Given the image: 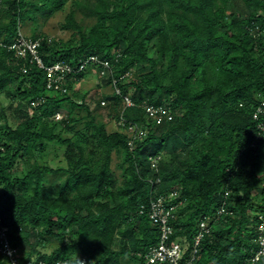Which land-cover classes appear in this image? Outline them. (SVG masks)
<instances>
[{
	"label": "trees",
	"instance_id": "obj_1",
	"mask_svg": "<svg viewBox=\"0 0 264 264\" xmlns=\"http://www.w3.org/2000/svg\"><path fill=\"white\" fill-rule=\"evenodd\" d=\"M70 1L61 24L73 30L69 39L21 32ZM21 34L39 41L46 65L109 59L101 78L114 90L90 106L75 85L91 68L68 92L49 89L32 54L9 47ZM10 83L19 122L0 128V217L21 260L144 264L161 239L148 214L151 198L177 191L171 203L184 202L171 219L170 241L186 246L184 259L206 218L211 230L192 264H264V256L253 259L264 234V0H0V92ZM127 95L134 106L123 104ZM104 100L118 126L112 131L93 116ZM145 103L167 106L173 119L150 117ZM135 122L146 135L130 146L127 128ZM51 143L66 146L67 165L40 160ZM19 159L26 163L21 176L12 170ZM58 173L66 179L52 187L46 174ZM52 241L58 244L49 253L33 246ZM11 259L0 253V264Z\"/></svg>",
	"mask_w": 264,
	"mask_h": 264
},
{
	"label": "built area",
	"instance_id": "obj_2",
	"mask_svg": "<svg viewBox=\"0 0 264 264\" xmlns=\"http://www.w3.org/2000/svg\"><path fill=\"white\" fill-rule=\"evenodd\" d=\"M39 44L38 40L26 39L22 36L10 44V48L16 50L18 55H25L28 51L32 54L33 58L37 61L40 67H43L47 73V87L49 89H54L58 92L66 93L68 92L69 83H73L77 78L78 74L85 71L87 68L95 70L100 75H104L107 69H110L111 61L109 59H100L97 55L89 56L85 61H83L78 67L73 68L69 63L63 60H58L51 65H46L43 59L39 56L37 51V46ZM96 66V67H95ZM127 74L123 75L121 78L125 79ZM116 82V81H115ZM60 90V91H59ZM104 104L105 101H102ZM125 106H134L135 102L130 96H124ZM146 113L150 117H155L157 120L173 119V112L168 109L165 105H155L152 103H145L144 105ZM264 112V106L259 108ZM59 117H56L58 116ZM56 118L59 119L60 113H56ZM122 122V121H121ZM261 129L264 130V125H260ZM128 144L134 146L137 139H142L145 137L146 132L140 123H131L128 128ZM263 134L260 131L259 135ZM159 156L154 157L152 160L153 166L156 165V161ZM177 196V191H173L170 195H154L151 198L150 209L148 214L152 221L159 226L161 239L158 244L150 246L149 250L144 254L145 262L144 264H192L195 253L198 251V246L204 236V233H208L211 227L208 224V219H203L200 222V228L195 236V246L193 249V254L190 258L184 259L183 256L186 252V246L180 244L179 242H171V235L174 233V227L171 224V219L175 217V212L180 204H183L184 200L178 201L176 204L171 203V199ZM179 197V196H177ZM224 211L223 207L219 209V215ZM2 218L0 217V253H6L11 258L12 264H71V261L66 259H59L57 261H36V260H21L19 255V248L12 246L8 236H7V226H4ZM261 231H264V219L260 225ZM259 242L261 247L259 251L254 255V260L258 261L264 256V234L259 236ZM143 256L142 254H139ZM86 258L83 257L80 264H86Z\"/></svg>",
	"mask_w": 264,
	"mask_h": 264
},
{
	"label": "rangeland",
	"instance_id": "obj_3",
	"mask_svg": "<svg viewBox=\"0 0 264 264\" xmlns=\"http://www.w3.org/2000/svg\"><path fill=\"white\" fill-rule=\"evenodd\" d=\"M72 8L71 1L64 7V9L57 11L52 16H45L43 12L38 15L37 19L29 20L27 24L22 26V33L27 35H32V32L43 33L54 40H67L73 35V30L62 29V22L65 19L66 14ZM261 12V11H260ZM33 29V30H32ZM76 89L81 93H88L90 106L95 105V102L103 99L102 97L108 93H111L114 90V87L111 85H103L101 75L95 70H91L84 76V78L75 85ZM15 85L13 83L7 84L5 91L0 92V109H4L5 118L0 119V128H2L6 123L16 127L18 124L17 111L15 110L18 99L17 92L14 90ZM9 93V94H8ZM77 101H80V98H75ZM100 108H97L93 111V116L95 117L96 123L100 124L102 122H107V127L110 131L117 129L116 119L113 117L112 110H110V102L104 103ZM60 117L66 115V110L62 109L60 112ZM56 117H59L56 116ZM66 135L72 136V133H67ZM66 146L59 144H50L46 147L45 151L42 154L41 161L47 162L52 167L65 166L68 163V158L65 154ZM169 157V156H167ZM122 163L121 157L116 154L113 155L112 169L116 173L117 178L122 180L121 175L122 169L120 164ZM15 175L21 176L22 172L26 169V163L24 159H19L15 165L12 167ZM66 174L58 173L57 175L46 174L47 181L52 187H56L61 184L66 179ZM35 241H33L34 243ZM58 243L52 241L49 245L36 244V248L39 251L49 253ZM38 245V246H37ZM31 246L26 241L22 243L21 248L28 250ZM122 264H138L135 261L129 260L123 262Z\"/></svg>",
	"mask_w": 264,
	"mask_h": 264
},
{
	"label": "clouds",
	"instance_id": "obj_4",
	"mask_svg": "<svg viewBox=\"0 0 264 264\" xmlns=\"http://www.w3.org/2000/svg\"><path fill=\"white\" fill-rule=\"evenodd\" d=\"M105 101V100H104ZM60 119V118H59Z\"/></svg>",
	"mask_w": 264,
	"mask_h": 264
}]
</instances>
